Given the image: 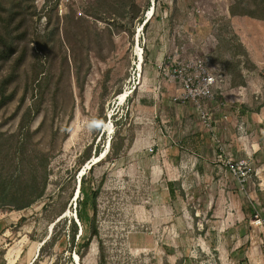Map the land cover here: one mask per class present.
I'll use <instances>...</instances> for the list:
<instances>
[{
  "label": "rangeland",
  "instance_id": "1",
  "mask_svg": "<svg viewBox=\"0 0 264 264\" xmlns=\"http://www.w3.org/2000/svg\"><path fill=\"white\" fill-rule=\"evenodd\" d=\"M120 1L138 17L121 12ZM228 3L21 0L24 61L8 89L13 100L0 109V179L9 187L15 177L34 176L44 192L25 209L0 204V264H71L69 255L74 264H264V177L263 189L256 185L264 174V21L233 18ZM151 8L143 30L137 19L145 22ZM175 46L219 75L209 126L192 104L173 101L174 83L158 74ZM38 60L50 72L40 88L33 81ZM27 107L30 137L23 140L24 164L14 170L21 136L11 135ZM120 141L115 156L113 143ZM98 147L103 157L94 160ZM219 147L251 159L246 193L213 167ZM87 151L84 173L93 166L96 180L103 174L105 180L98 237L77 255L63 238L51 239L65 218L75 219L81 178L75 167ZM255 196L257 225L243 210Z\"/></svg>",
  "mask_w": 264,
  "mask_h": 264
},
{
  "label": "trees",
  "instance_id": "2",
  "mask_svg": "<svg viewBox=\"0 0 264 264\" xmlns=\"http://www.w3.org/2000/svg\"><path fill=\"white\" fill-rule=\"evenodd\" d=\"M26 1V0H25ZM50 0H46V3ZM21 0H12L8 6L4 5V1L0 0V70L4 65H8L4 74H0V109L7 105L8 102L13 100L15 92H8L11 84L16 81L18 77V71L24 61V51L18 49L19 43L25 38V17L22 16ZM132 2V1H131ZM130 2H119L121 7L120 11L124 14H131L132 18H137L138 10L135 11L129 5ZM148 4L146 8H148ZM229 15L234 16H247L257 20L264 21V0H229L228 3ZM96 16V15H95ZM149 20L143 22V16L137 19V25L142 26L143 30L147 29ZM37 43V42H36ZM46 44V42H45ZM243 46V45H242ZM143 49V48H142ZM244 49V48H243ZM145 60H143L144 62ZM33 68V81L36 88H40L49 79L50 72L43 69L41 61L35 62ZM22 105V102L20 103ZM32 114V107H27L21 116L17 133H13L11 136H21L20 139L16 138V144L19 142L21 153L14 152V163L16 165L14 170L22 168L23 157L26 156V150H24L23 140L26 142L30 137L29 121ZM121 113L113 116L116 128L119 125L122 126ZM117 132V131H116ZM121 134V132H117ZM15 144V145H16ZM9 145V146H15ZM123 142L119 144L113 143L112 153L116 156L119 154ZM101 148H97L94 157H98L101 153ZM91 159V154L87 151L78 162L75 167L76 172H80L84 165ZM16 183H12L9 187L6 183L0 179V204L8 205L15 209H25L30 207L37 198H40L44 192V186L40 188L36 186L35 177L33 176L29 182H22L15 177ZM105 180V174L97 181L94 173L93 166L82 174L80 183L78 186V196L76 198L75 213L77 222L71 217L63 220L61 230L59 234H56L51 239V244L59 241L61 238L62 244L68 247L69 252L73 249L77 255H81L82 249H87L91 244V241L98 237V225H97V198L101 191L103 182ZM169 192L171 196H174V189L172 183L169 185ZM261 209V208H259ZM245 213H249L253 216L252 208L250 205H246L243 209ZM263 211V209H262ZM68 220V221H67ZM26 221V217L19 219V224H23ZM48 244V243H47ZM101 260L104 262L103 246L100 245ZM190 258V257H189ZM71 264H74L71 259V255L68 257ZM192 260V257H191Z\"/></svg>",
  "mask_w": 264,
  "mask_h": 264
},
{
  "label": "built area",
  "instance_id": "3",
  "mask_svg": "<svg viewBox=\"0 0 264 264\" xmlns=\"http://www.w3.org/2000/svg\"><path fill=\"white\" fill-rule=\"evenodd\" d=\"M185 51L181 46L173 47L160 63L158 74L168 77L174 83L176 94L172 98L173 101L183 105L192 104L201 121L209 126L212 115L210 103L220 88L219 75L211 72L195 53L186 54ZM213 167L219 169L221 176L227 174L234 179L246 193L245 185L253 178L251 159L233 157L219 147ZM258 201V196L249 201L255 225L261 223Z\"/></svg>",
  "mask_w": 264,
  "mask_h": 264
},
{
  "label": "crops",
  "instance_id": "4",
  "mask_svg": "<svg viewBox=\"0 0 264 264\" xmlns=\"http://www.w3.org/2000/svg\"><path fill=\"white\" fill-rule=\"evenodd\" d=\"M234 18V17H233ZM244 21V20H243ZM245 22V21H244ZM236 29H238V26H239V24H237L236 26L235 25H233ZM235 30V29H234ZM260 47H262L263 49H264V41H263V46H260ZM260 47H258V48H256V50H258ZM262 170L264 171V160H263V162H262ZM263 177H264V174H262V176H260V178H259V181H258V183L256 184L258 187H259V190H262L263 189ZM250 205V204H249ZM251 206V205H250ZM252 208V207H251ZM252 212H253V209H252ZM235 250H240V248L238 249H236V247L231 251L232 252V254H234L235 253Z\"/></svg>",
  "mask_w": 264,
  "mask_h": 264
},
{
  "label": "bare ground",
  "instance_id": "5",
  "mask_svg": "<svg viewBox=\"0 0 264 264\" xmlns=\"http://www.w3.org/2000/svg\"><path fill=\"white\" fill-rule=\"evenodd\" d=\"M151 14H152V8L148 10V13H147V15H146V16H147V17H146V21H148V20L152 17ZM139 57H140V58H139V60H140L139 67H140V65H141V61H142V60H141V58H142L141 53H140ZM101 156H102V155H100V156H98V157H94V160H95V159L97 160V158H101ZM102 157H103V156H102ZM88 166H89V163H88ZM83 170H84V169H82L81 171L83 172Z\"/></svg>",
  "mask_w": 264,
  "mask_h": 264
},
{
  "label": "water",
  "instance_id": "6",
  "mask_svg": "<svg viewBox=\"0 0 264 264\" xmlns=\"http://www.w3.org/2000/svg\"><path fill=\"white\" fill-rule=\"evenodd\" d=\"M145 22H147V21L145 20ZM83 173H84V170H83V172H82V171H80V174H79V175H80V177L82 176V174H83ZM78 181H79V183H80V178H79V180H78ZM75 221L77 222L76 213H75Z\"/></svg>",
  "mask_w": 264,
  "mask_h": 264
}]
</instances>
